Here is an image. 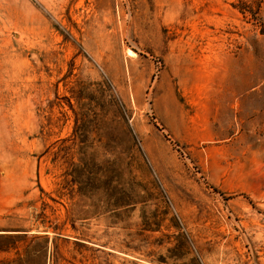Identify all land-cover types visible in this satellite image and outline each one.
<instances>
[{
    "label": "rangeland",
    "instance_id": "obj_1",
    "mask_svg": "<svg viewBox=\"0 0 264 264\" xmlns=\"http://www.w3.org/2000/svg\"><path fill=\"white\" fill-rule=\"evenodd\" d=\"M0 248L264 264V0H0Z\"/></svg>",
    "mask_w": 264,
    "mask_h": 264
},
{
    "label": "trees",
    "instance_id": "obj_2",
    "mask_svg": "<svg viewBox=\"0 0 264 264\" xmlns=\"http://www.w3.org/2000/svg\"><path fill=\"white\" fill-rule=\"evenodd\" d=\"M10 236H12V235H10ZM20 235H13V237L15 238V239H20L21 237H19ZM0 250H3V248H0ZM19 261H17V260H14V261H7V262H3V263H1V264H17Z\"/></svg>",
    "mask_w": 264,
    "mask_h": 264
}]
</instances>
